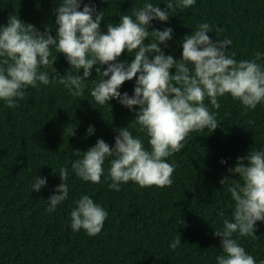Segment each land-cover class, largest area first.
<instances>
[{
  "label": "trees",
  "instance_id": "obj_1",
  "mask_svg": "<svg viewBox=\"0 0 264 264\" xmlns=\"http://www.w3.org/2000/svg\"><path fill=\"white\" fill-rule=\"evenodd\" d=\"M93 3L105 13L100 25L104 29L106 21L118 22L120 14H130L143 0ZM55 7V0H0V24L6 25L15 15L43 32L46 26H54L51 10ZM200 22L224 28L217 35L233 41L228 52H235L237 60L251 59L257 50L264 52V0H196L191 8L177 9L169 21L152 23L156 29H174L163 51L179 59L182 49L177 42ZM208 35L218 39L214 32ZM56 55L53 67L63 75L68 65L62 54ZM132 58L125 51L118 59ZM96 75L93 71L90 79ZM134 80L125 81L120 90L131 95ZM220 102L218 127L211 133L190 134L185 148L169 158L176 164L171 187L141 188L129 182L119 192L109 190L110 181L103 177L101 184L81 181L71 173L70 163L75 159L73 152L85 151L97 138L111 145L113 129L130 126L134 112L116 101H109L108 112L87 91L73 98L62 85L28 88L16 108L0 102V264H215L220 247L213 235L220 224L216 210L229 202L219 180L238 157L252 147L264 146V106L245 114L231 97ZM89 125L95 128L91 136L86 134ZM73 127L75 134L69 136ZM222 158L225 165L219 163ZM64 165L70 170L68 199L57 211L46 214V200L60 183L52 170L58 172ZM34 175L48 178L47 187L39 193L30 192ZM82 193L109 214L95 236L73 232L69 225L73 201ZM254 234L257 239L241 238L240 243L257 261L264 260V223L258 222ZM178 235L181 246L171 250L168 243Z\"/></svg>",
  "mask_w": 264,
  "mask_h": 264
},
{
  "label": "clouds",
  "instance_id": "obj_2",
  "mask_svg": "<svg viewBox=\"0 0 264 264\" xmlns=\"http://www.w3.org/2000/svg\"><path fill=\"white\" fill-rule=\"evenodd\" d=\"M55 3L57 7L51 10L54 26H46L43 32L15 15L6 25L0 24V102L16 108L28 88L62 85L73 98L87 91L108 112L109 101L134 112L130 126L113 129L111 145L97 138L85 151L73 152L71 173L83 182L101 184L103 177L110 181L109 190L116 192L129 182L141 188L171 187L176 164L169 158L185 148L190 134L211 133L218 127L222 98L238 101L245 114L264 106V52L257 50L251 59L237 60L235 52H228L233 41L217 35L224 28L197 23L191 34L177 42L182 49L179 59L163 51L174 29H156L152 22H167L177 9L191 8L196 0H143L130 14H120L118 22L106 21L104 29L100 25L106 20L105 13L97 10L93 0ZM160 3L166 7H159ZM211 32L218 39L213 40L208 35ZM125 51L133 57L130 61L118 59ZM57 53L68 65L63 75L53 67ZM49 70L55 75L50 76ZM93 71L96 78L90 79ZM133 78L132 94L122 92L124 82ZM73 129L69 136L75 134ZM94 131L89 125L86 134L91 136ZM219 163L227 161L222 158ZM52 173L60 183L46 200V214L57 211L70 192L68 165ZM47 183L46 176L34 175L30 192L39 193ZM219 184L229 202L216 210L220 224L213 235L219 238L220 247L215 264H264L240 243L241 238L257 239V224L264 223V146L252 147L238 157ZM73 204L71 230H82L89 237L99 234L108 211L89 194L82 193ZM168 246L171 250L181 246L179 235Z\"/></svg>",
  "mask_w": 264,
  "mask_h": 264
}]
</instances>
